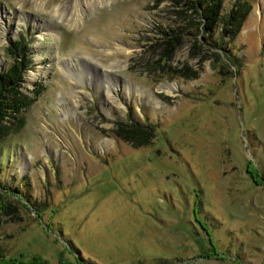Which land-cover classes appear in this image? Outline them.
Wrapping results in <instances>:
<instances>
[{
	"label": "rangeland",
	"instance_id": "obj_1",
	"mask_svg": "<svg viewBox=\"0 0 264 264\" xmlns=\"http://www.w3.org/2000/svg\"><path fill=\"white\" fill-rule=\"evenodd\" d=\"M193 1L0 0V264L264 263V0Z\"/></svg>",
	"mask_w": 264,
	"mask_h": 264
},
{
	"label": "trees",
	"instance_id": "obj_2",
	"mask_svg": "<svg viewBox=\"0 0 264 264\" xmlns=\"http://www.w3.org/2000/svg\"><path fill=\"white\" fill-rule=\"evenodd\" d=\"M219 1L220 0H194L191 2L189 7L193 8L194 11L199 14V29L203 30V32L207 30V26L210 25L212 20H214L217 16L216 14ZM228 17V14L223 16V23L229 20ZM218 47L221 48L220 45ZM6 50L7 54L11 57V63L4 70L0 71V121L5 114L6 107L8 105V97L11 99V102H13L12 106L9 105L11 106L12 111H17L24 105L28 104L40 91V88L36 87L33 90L32 96L27 97L26 94H23L21 97H16L18 86L22 81V70L27 68L29 62L26 43L23 42L21 38L14 40L10 39L6 45ZM213 54L216 57L219 55L217 52H213ZM228 60H230V62L234 65H238L235 60L231 58ZM117 126L118 127L113 130V133L133 145H144L153 141V138H151L153 130L149 124L133 122L126 127L123 123L117 122ZM0 134H4V131H0Z\"/></svg>",
	"mask_w": 264,
	"mask_h": 264
},
{
	"label": "bare ground",
	"instance_id": "obj_3",
	"mask_svg": "<svg viewBox=\"0 0 264 264\" xmlns=\"http://www.w3.org/2000/svg\"><path fill=\"white\" fill-rule=\"evenodd\" d=\"M74 3H76L75 0H74ZM85 4H86V3H85ZM79 5H80V4H79ZM76 6H77V5H76ZM57 14H58V17H62V15L60 16V14H62L61 12H58V11H57ZM63 17H64V19H65V16H64V15H63ZM63 17H62V18H63ZM67 18H69V17H67ZM172 86H173V85H169L170 89H171Z\"/></svg>",
	"mask_w": 264,
	"mask_h": 264
},
{
	"label": "water",
	"instance_id": "obj_4",
	"mask_svg": "<svg viewBox=\"0 0 264 264\" xmlns=\"http://www.w3.org/2000/svg\"><path fill=\"white\" fill-rule=\"evenodd\" d=\"M264 264V263H263Z\"/></svg>",
	"mask_w": 264,
	"mask_h": 264
}]
</instances>
